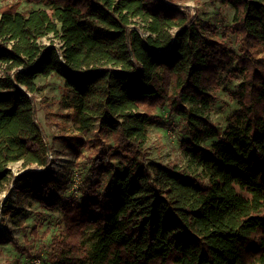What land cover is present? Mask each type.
I'll use <instances>...</instances> for the list:
<instances>
[{
    "label": "trees",
    "instance_id": "1",
    "mask_svg": "<svg viewBox=\"0 0 264 264\" xmlns=\"http://www.w3.org/2000/svg\"><path fill=\"white\" fill-rule=\"evenodd\" d=\"M27 1L49 11L0 8V190L16 162L43 170L15 182L52 189L39 77L65 81L83 135L95 130L103 144L106 133L117 145L88 159L105 185L88 184L84 203L66 204L80 241L57 242L55 264H264V0H213L235 10L238 57L179 0ZM233 63L239 108L221 133L208 112ZM166 100L190 132L182 148L195 170L144 160L155 120L146 109Z\"/></svg>",
    "mask_w": 264,
    "mask_h": 264
},
{
    "label": "rangeland",
    "instance_id": "2",
    "mask_svg": "<svg viewBox=\"0 0 264 264\" xmlns=\"http://www.w3.org/2000/svg\"><path fill=\"white\" fill-rule=\"evenodd\" d=\"M16 3H20L19 12L49 11L42 3L27 0H0V8ZM178 4L189 8L201 21L216 25L220 36L227 35L231 54L234 57L241 54L240 37L232 28L235 14L232 6L213 0H179ZM49 38L43 42L50 44ZM234 67L235 63L222 72L213 91L215 101L208 112L221 133L230 125L239 108L235 94L243 77L230 72ZM37 86L33 96L38 124L51 149L53 164L46 173L50 174L47 184L52 189L38 192L27 189L25 181L15 182V177L37 173L43 168H24L22 162L10 164L14 178L0 190V264H55L62 252L57 248V242L80 241V237L72 235L68 228L65 206L73 200L84 203L83 192L88 184L95 186L101 181L99 188H104L107 175L92 169L88 159L117 148L109 134L102 135L101 144L95 140V130L89 135L79 131L74 109L68 106L69 95L62 78L57 75L39 77ZM146 110L155 117L148 131L146 163L162 164L171 170H195L197 163L192 162L182 148L183 141L191 137L190 132L186 131V125L172 111L169 102L166 100ZM217 140V137L205 138L201 146L211 149ZM91 234V231L87 232L84 238Z\"/></svg>",
    "mask_w": 264,
    "mask_h": 264
}]
</instances>
